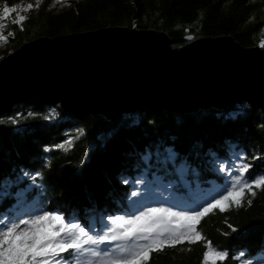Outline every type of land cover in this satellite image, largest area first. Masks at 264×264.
<instances>
[{
    "label": "trees",
    "instance_id": "16d2710c",
    "mask_svg": "<svg viewBox=\"0 0 264 264\" xmlns=\"http://www.w3.org/2000/svg\"><path fill=\"white\" fill-rule=\"evenodd\" d=\"M52 2L0 0V12L5 4H33L23 31L13 20L5 23L14 48L41 35L116 25L162 30L173 46L187 36L227 35L242 47L264 48V0H70L56 10ZM222 161L249 165V182L264 177L260 108L238 100L187 111L145 107L108 119L24 98L0 113V217L49 211L88 229L97 212L193 208L226 190L228 173L217 168ZM137 183L150 195L134 200ZM253 190L240 206L203 217L201 240L165 246L148 264H203L209 241L228 253L217 264H264V186Z\"/></svg>",
    "mask_w": 264,
    "mask_h": 264
},
{
    "label": "water",
    "instance_id": "95a60500",
    "mask_svg": "<svg viewBox=\"0 0 264 264\" xmlns=\"http://www.w3.org/2000/svg\"><path fill=\"white\" fill-rule=\"evenodd\" d=\"M186 38L173 46L162 30L116 25L29 39L0 58V113L24 98L108 119L238 100L264 113V48L227 35Z\"/></svg>",
    "mask_w": 264,
    "mask_h": 264
},
{
    "label": "snow or ice",
    "instance_id": "6c2138e0",
    "mask_svg": "<svg viewBox=\"0 0 264 264\" xmlns=\"http://www.w3.org/2000/svg\"><path fill=\"white\" fill-rule=\"evenodd\" d=\"M32 8L33 4L29 3L27 9ZM21 10V5L5 4L0 20L16 13L12 22L19 24L23 31L27 17ZM3 26L0 24V28ZM0 40L6 42L7 37L0 33ZM249 168L243 165L228 170L226 190L200 206L183 210H175L174 206L143 207L139 214L111 218L106 230L96 234L78 222L67 221L63 215L49 211L2 216L0 264H148L151 253L165 246L201 240L197 224L213 210L225 211L232 204L240 206L246 190L255 195L254 186H264V177L249 182L246 177ZM66 254L71 259H66ZM227 255V252L214 250L209 241L203 253V264H217V260Z\"/></svg>",
    "mask_w": 264,
    "mask_h": 264
},
{
    "label": "rangeland",
    "instance_id": "374dc122",
    "mask_svg": "<svg viewBox=\"0 0 264 264\" xmlns=\"http://www.w3.org/2000/svg\"><path fill=\"white\" fill-rule=\"evenodd\" d=\"M69 1L70 0H53L52 7L54 8V10L59 9V8L61 9V8L67 7L70 4ZM18 5H21V4H18ZM21 6H22L21 14L24 15V13L27 11V6H25V5H21ZM15 18H16V13H12L8 18L0 20V24L4 25L2 28H0V33H2L3 36H5V37L7 36V28H6V24H5L6 21H8V22L10 21L11 22L12 20H15ZM15 48H14L13 45H11L8 42V39H7L6 42L0 40V58L2 56H5L7 53L11 52ZM240 166H243V165L242 164H238V163L227 164L226 161H222L221 163H218L217 168H219L220 170L224 169L222 171L223 172L225 171V172H227L229 174L228 170L235 169V168H238ZM140 184L141 183L135 184V187H134L133 191L131 192V194L133 192L137 193L136 196H132V198L134 200L141 199V194H144V196H149L150 195V193L148 191H144L143 189L140 188L141 187ZM212 198H213V196L210 195L207 199L210 200ZM147 207H151V206H147ZM152 207H154V206H152ZM158 207H166V206H158ZM177 207L178 208H176L175 210H183V209L188 208L186 205H184L182 203L177 205ZM39 214H42V213H39ZM135 214H139V211H134L133 214H128V215L117 213V214H113V215H110V216L106 215L105 213L97 212L93 216V218L90 219L89 224L87 223L88 224L87 228L92 230L93 234L101 233L102 231L106 230V226L111 223V218H114L116 216H125V217H127V216L135 215ZM78 223H80V222H78ZM80 224L83 225L82 223H80ZM84 227H86V226H84ZM259 264H261V263H259Z\"/></svg>",
    "mask_w": 264,
    "mask_h": 264
},
{
    "label": "bare ground",
    "instance_id": "6f19581e",
    "mask_svg": "<svg viewBox=\"0 0 264 264\" xmlns=\"http://www.w3.org/2000/svg\"><path fill=\"white\" fill-rule=\"evenodd\" d=\"M234 91V90H233ZM233 91L232 90H229V91H226L227 93H229V95L230 96H232L233 95ZM236 94V93H235ZM227 95V94H226ZM219 96V95H218ZM217 102V101H216ZM196 103H201L200 101H196ZM107 109V108H106ZM103 112H105V113H107V114H109L108 113V111H105V110H103Z\"/></svg>",
    "mask_w": 264,
    "mask_h": 264
}]
</instances>
